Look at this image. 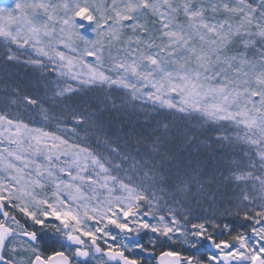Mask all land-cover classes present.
Listing matches in <instances>:
<instances>
[{"label": "snow or ice", "instance_id": "6c2138e0", "mask_svg": "<svg viewBox=\"0 0 264 264\" xmlns=\"http://www.w3.org/2000/svg\"><path fill=\"white\" fill-rule=\"evenodd\" d=\"M0 264H264V0H0Z\"/></svg>", "mask_w": 264, "mask_h": 264}, {"label": "rangeland", "instance_id": "374dc122", "mask_svg": "<svg viewBox=\"0 0 264 264\" xmlns=\"http://www.w3.org/2000/svg\"><path fill=\"white\" fill-rule=\"evenodd\" d=\"M13 3H14V0H4L5 6L11 7Z\"/></svg>", "mask_w": 264, "mask_h": 264}]
</instances>
